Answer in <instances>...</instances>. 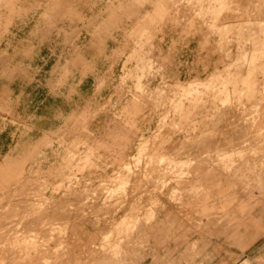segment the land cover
Listing matches in <instances>:
<instances>
[{
  "label": "rangeland",
  "instance_id": "rangeland-1",
  "mask_svg": "<svg viewBox=\"0 0 264 264\" xmlns=\"http://www.w3.org/2000/svg\"><path fill=\"white\" fill-rule=\"evenodd\" d=\"M263 3L0 0V264H175L163 231L228 229L184 202L264 169ZM194 22L208 53L173 76L160 25Z\"/></svg>",
  "mask_w": 264,
  "mask_h": 264
},
{
  "label": "crops",
  "instance_id": "crops-1",
  "mask_svg": "<svg viewBox=\"0 0 264 264\" xmlns=\"http://www.w3.org/2000/svg\"><path fill=\"white\" fill-rule=\"evenodd\" d=\"M234 1L243 4L245 0ZM26 27L33 29L34 23H26ZM160 27V34L155 42L154 58L167 65L171 75L188 76L189 71L195 69L192 63L195 60L204 59L208 53L207 48L199 52L200 44L208 37L206 27L198 22L178 25L167 23ZM14 36H19L18 29L9 37L13 39ZM4 41L0 48L10 51L13 46L12 41ZM210 41L213 42V38H210ZM4 58L0 57V60ZM196 70L201 72L202 65H198ZM194 74L195 71L190 75ZM97 123L104 122L100 120ZM126 145L123 144V147L119 148L121 155L126 154ZM221 155L230 157L231 152L226 151ZM263 170L255 172L248 181L215 178L216 176L212 174H209L206 179L205 176L201 178V193L184 202L188 210L186 219L192 221L201 219L204 223L211 219V216L218 215L229 221L228 229L188 226L166 230L161 235L173 238L170 241L166 240L159 252L171 253L169 257L171 261H176L175 264H250L249 261L251 264H264ZM199 171L201 172L202 169L200 168ZM244 176L245 179L249 178V175ZM244 188L250 190L243 193ZM182 219L184 220L185 217ZM123 220L126 221L125 218ZM189 223L190 221L187 225ZM179 237L182 238L179 239ZM158 248L156 246V250H159ZM184 252L186 254L179 262L180 253ZM146 264H150V261Z\"/></svg>",
  "mask_w": 264,
  "mask_h": 264
}]
</instances>
